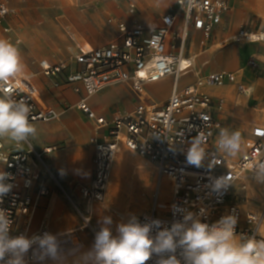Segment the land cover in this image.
I'll use <instances>...</instances> for the list:
<instances>
[{"label": "built area", "instance_id": "obj_1", "mask_svg": "<svg viewBox=\"0 0 264 264\" xmlns=\"http://www.w3.org/2000/svg\"><path fill=\"white\" fill-rule=\"evenodd\" d=\"M231 1L176 0L174 11L164 15L157 28L119 23L116 39L100 48L88 43L79 45L71 63L53 65L46 60L40 61L43 74L53 78L56 87L72 86L74 92L83 91L85 96L91 97L109 86L126 85L137 98L132 112L115 111L109 118L98 116L86 98L77 104L98 128H104L108 133V140L104 142L92 140L95 149L94 178L89 186L80 188L85 202V211L80 215L85 228L93 229V205L104 199L118 152V142L123 139L130 150L154 163L159 175L169 178L172 185L171 199L161 201L156 193L152 212L137 218L141 224L160 220L163 227H170L173 222L182 220L184 214L192 212L200 217L201 222L211 225L225 215H234L238 235L261 238L259 233L263 234L264 229V205L243 215L236 203L226 202L235 186L241 193L237 197L249 198L246 196L248 184L245 179L255 178L251 173L253 162L264 161V126L251 127L243 139L240 154L223 157L216 149V139L223 123L216 115L222 111L224 100L205 94L203 88L221 86L225 80L234 82L235 75L216 72L199 77L183 89L178 86L179 78L193 68V62L183 53L189 31L202 32L208 39L230 10ZM135 10V3L129 2V13L133 14ZM12 12L7 6L0 7V25ZM180 17L183 19V29L173 33ZM4 31L8 32L9 29L5 28ZM239 36L249 42H264V30L242 31ZM72 65L75 67L72 68ZM168 76L174 77L169 99L162 105L150 103L145 98L146 86ZM13 89L14 99L23 98L30 105V122L46 123L58 118L54 109L42 104L29 76L26 80L11 81L9 90ZM239 90L242 91L243 87L240 86ZM199 133L205 140L206 157L202 165L196 167L187 163L186 154L193 138ZM55 149L49 147L44 153H51ZM0 152L6 156L0 160V170L11 174L12 178L6 182L13 185L11 191L0 199V209L5 210L12 221L10 235L24 234L30 238L46 232L53 234L47 229L30 232L27 223L39 197L48 194L46 177L60 186L44 163L43 153L35 151L30 145L28 149L16 145L7 148L3 141H0ZM38 163L44 169L43 174L37 170ZM228 174L233 178L232 184L219 192L213 191L211 179ZM36 183L39 188L34 199L32 193ZM53 235H57L63 253L82 244L80 235L75 231ZM152 235H155V230ZM177 256L182 260L179 250ZM25 259L28 263L39 262L31 249ZM157 259L153 255L147 264H156Z\"/></svg>", "mask_w": 264, "mask_h": 264}, {"label": "crops", "instance_id": "obj_2", "mask_svg": "<svg viewBox=\"0 0 264 264\" xmlns=\"http://www.w3.org/2000/svg\"><path fill=\"white\" fill-rule=\"evenodd\" d=\"M80 2L83 6L82 10L72 11L69 16H65L67 27L59 22L69 40L60 36L58 28L53 26L49 33L34 29L24 33L21 29L6 23L5 19L0 25V33L3 34L0 38L9 39L14 44L20 41L17 46L26 65L27 76L37 88L42 104L54 109L55 112L57 109L61 110L60 119L34 123L37 127L36 137L30 138L28 143L21 145L24 149H28L30 145L35 151L43 153L44 163L60 185L46 177L48 194L39 197L32 208V213L27 220L30 232L47 229L53 234H63L78 225L73 207H77V203L84 199L80 188L89 186L94 178L95 149L92 140L95 139L98 142L108 140L106 129L98 128L96 123L77 107L78 102L86 98L90 108L98 116L106 118L115 111L130 113L137 104L136 95L126 85L109 86L91 97L85 96L83 91L74 92L72 86L56 87L54 79L43 74L40 61L46 60L53 65L63 62L71 63L79 45L88 43L95 48H100L116 39L119 35V23L128 26L140 24L150 29L157 28L162 17L174 11L176 0H141V3L134 0H80ZM129 2L136 5L133 14L128 11ZM90 21L96 33L93 37L85 35V30L91 25L88 24ZM5 28L9 31H4ZM182 29L183 19L180 17L175 23L173 33L181 32ZM106 30L108 33L105 32ZM261 30H264V0H232L230 10L224 14L221 23L214 28L208 39L202 32L189 31L183 53L193 62V68L178 81L179 89H183L193 84L199 77L211 73L234 74L236 77L234 82L225 80L221 86L204 87L203 92L215 99L224 100V107L216 117L223 123V127L230 131L239 130L243 139L252 126H264V42L246 41L239 36V33ZM33 35H37L35 40L32 38ZM41 42L48 47H44ZM73 66L75 67L72 65V68ZM173 86V76L148 84L145 88V98L150 103L162 105L169 99ZM240 86L243 87L242 91L239 90ZM161 88L167 90L161 93L159 91ZM66 106L69 108L66 109ZM3 143L7 148L15 146L9 142L3 141ZM49 147L56 149L51 153H44V150ZM119 149L134 152L125 145L123 139L118 142V152ZM37 170L43 174L44 169L41 163L37 164ZM162 179L168 180L169 188L165 195L161 192ZM254 179L247 178L245 182L248 185L254 184ZM62 183L69 187L71 194L65 190ZM38 188L36 183L32 193L34 199L37 198ZM59 190L63 192V195ZM156 190L154 196L158 193L161 201H169L172 193L169 178L160 176ZM239 194L241 195L238 190L234 196ZM154 196L150 210L141 215L152 212ZM246 196L252 197L250 202L258 204V201L254 200L250 194L249 188ZM95 203L94 210H99L102 203ZM245 204L237 203L240 209ZM144 211L143 209L142 212ZM102 214L100 218L95 215L99 230L103 226L99 221L104 215H108ZM135 214L138 213L131 212L128 220ZM79 232L85 244L80 249L83 253L92 247L93 240L87 230L81 229ZM26 264H49V262L28 263L26 261Z\"/></svg>", "mask_w": 264, "mask_h": 264}, {"label": "clouds", "instance_id": "obj_3", "mask_svg": "<svg viewBox=\"0 0 264 264\" xmlns=\"http://www.w3.org/2000/svg\"><path fill=\"white\" fill-rule=\"evenodd\" d=\"M18 43L0 38V141L17 147L37 135V127L30 122V105L23 98L14 99L15 90H9L11 81L28 78ZM204 143L201 133L193 138L186 154L189 165H202L206 157ZM243 146L239 130L219 128L216 149L223 157H236ZM5 158L0 152V160ZM251 173L258 182H264V161L253 162ZM11 178L10 173L0 170V199L11 191L13 185L6 182ZM232 181L229 174L212 178L211 188L219 192ZM99 222L103 226L96 232L92 247L75 256L72 264H147L153 255L158 257L156 264H264V234L259 233L260 239L238 235L234 215H225L209 225L197 214L187 212L170 227H163L160 220L141 224L133 215L127 223L117 225L115 236L109 227L110 216ZM11 225L8 213L0 209V264H26L30 249L41 262L51 259L54 264H67L57 235L46 232L30 238L24 234L11 236Z\"/></svg>", "mask_w": 264, "mask_h": 264}, {"label": "rangeland", "instance_id": "obj_4", "mask_svg": "<svg viewBox=\"0 0 264 264\" xmlns=\"http://www.w3.org/2000/svg\"><path fill=\"white\" fill-rule=\"evenodd\" d=\"M136 2H140L141 0H134ZM2 6H7L10 9L13 10V12L11 14H9L5 19L6 23H8L9 25L13 26V27H17L19 29H21L24 33H26V31H30V30H40V31H45V32H50L51 27L53 26L54 28H58L59 32H60V36L62 35L64 38L68 39V37L66 36V34L64 33V31L62 30V28L59 25V22L67 27L66 22V17L65 16H69L70 13L72 11H80L82 10L83 6L80 2V0H0V7ZM84 21V20H83ZM88 24H91L90 26H88V29L85 30V35L88 37H93L95 36V30L92 29L93 24L92 21L88 22ZM106 33L107 30L105 31ZM0 35H3L0 33ZM37 37V35H33L32 38L33 40H35ZM32 40V41H33ZM69 40V39H68ZM12 42V41H11ZM42 45H44V47H48L47 45H45L44 42H41ZM166 88H161L159 91L161 93H163L164 91H166ZM69 108L66 106V109ZM57 114H58V118H61V110L57 109ZM128 155L130 157H135L136 159L139 160L138 164L141 163L143 164L150 172V176L147 179H141V186L142 188L144 187L143 190L147 191L148 193H150V197H146V201L144 204H140L138 205V214H135L136 218H138L141 214L148 212L150 210L152 201H153V196H154V192L157 189V185L160 181V176L159 173L157 171V168L155 167V165L149 161L146 158L141 157L140 155H138L135 152H131L129 150H126ZM118 155V154H117ZM62 186L65 188V190L71 194L69 187L65 184L62 183ZM123 189L126 191L127 190V184H124ZM250 190V188H249ZM59 192L63 195V192L61 190H59ZM238 192L237 187L235 186L233 188V193L231 195V197H229V199L227 200L226 204H231V203H243L245 204L246 202L252 203L250 202L252 197L248 196L249 198L246 199L242 198V197H238L239 199H237V196H234V193ZM254 200L258 201V198H255L253 196ZM77 202V199H75ZM102 203V202H101ZM96 204V203H95ZM115 204V205H114ZM255 204V203H254ZM257 204V203H256ZM77 208L73 207L74 213L76 214L77 217V222L78 225L77 227L73 228V229H69L67 232L70 231H75L78 234L80 233L79 231L81 229H85L87 230L91 236H92V240L94 243V239H95V234L96 232L99 231V224L97 222H95V215H97L96 210L94 213H92V225L93 227L97 228V229H91L89 227H84L80 212L83 213L85 211V202L84 199H82L80 202L77 203ZM111 209L106 212L105 214L108 215H104L105 216H110L112 219V224L109 225V227L111 228L112 234L115 236L117 235V225L119 223H121V218L120 215L118 214L119 211L122 212H127V210L125 209V204L123 201V198L120 196V198L116 201V203H112ZM124 205V206H123ZM247 205V204H245ZM259 205V202H258ZM264 205V203L261 205V207ZM132 206L129 207V210H132ZM113 209V210H112ZM144 209L145 211L142 212V210ZM242 209V206H241ZM258 210L259 208H254V210ZM116 210V211H114ZM247 210L251 209H242L243 213H246ZM118 211V212H117ZM114 212V213H113ZM104 212H99L98 217L100 218V216H102ZM102 217V218H103ZM264 233V232H263ZM80 235V234H79ZM81 237V236H80ZM82 240V238H81ZM85 246V244L83 243L82 240V244L79 248L76 249H72L68 252H66L65 254L67 255V258H74L75 256H78L81 253V248H83ZM53 262L51 259H46L45 262ZM41 261H39L38 263H40Z\"/></svg>", "mask_w": 264, "mask_h": 264}, {"label": "bare ground", "instance_id": "obj_5", "mask_svg": "<svg viewBox=\"0 0 264 264\" xmlns=\"http://www.w3.org/2000/svg\"><path fill=\"white\" fill-rule=\"evenodd\" d=\"M138 162V159H136L135 157H130L128 155L126 149H119L118 155L116 156L113 164L111 180L106 194L104 196L102 204L99 207V210H96L97 216L99 215L100 211L104 213L108 212L111 209V206L115 205H112V203H116L120 196L123 198L124 204L126 206L125 209L127 210V212L117 211L120 215L121 223L128 222L129 214L131 212H141L138 211V205H142L143 201L146 200V197H150V193L143 190L144 187L142 188L140 181L141 179H147L150 176L151 172L143 164H138ZM124 184H127L126 191L123 189ZM249 185L248 188H250V194L255 198H258L259 205L248 203L247 205L242 206V209L244 208V211L245 209L260 208L264 203V182H258L256 179H254V184L250 183ZM168 188V180L162 179L161 192L163 195L168 192ZM131 206L133 208L132 210H129L128 208ZM94 212L95 210L93 208V213ZM242 214L245 215L246 213H243L242 211ZM262 231L264 232V229ZM72 261L73 259L67 258V264H72ZM49 264H54V261L50 262Z\"/></svg>", "mask_w": 264, "mask_h": 264}]
</instances>
